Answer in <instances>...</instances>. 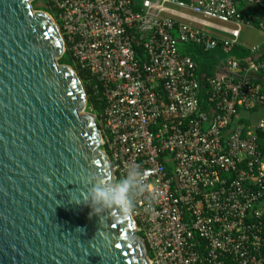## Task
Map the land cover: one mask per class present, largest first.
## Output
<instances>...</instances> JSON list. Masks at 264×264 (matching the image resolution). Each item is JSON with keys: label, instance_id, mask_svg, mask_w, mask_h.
Wrapping results in <instances>:
<instances>
[{"label": "built area", "instance_id": "obj_1", "mask_svg": "<svg viewBox=\"0 0 264 264\" xmlns=\"http://www.w3.org/2000/svg\"><path fill=\"white\" fill-rule=\"evenodd\" d=\"M43 2L64 52L100 84L105 107L95 119L114 183L127 179L135 193L136 167L144 173L131 217L148 263L264 264V119L248 126L238 117L264 102L248 79L264 72V51L248 48L243 65L230 55L254 18L234 0ZM184 46L230 55L225 75L206 78L208 112Z\"/></svg>", "mask_w": 264, "mask_h": 264}, {"label": "water", "instance_id": "obj_2", "mask_svg": "<svg viewBox=\"0 0 264 264\" xmlns=\"http://www.w3.org/2000/svg\"><path fill=\"white\" fill-rule=\"evenodd\" d=\"M32 1L0 0V264H149L131 215L91 205L112 166L78 75L58 63L61 33Z\"/></svg>", "mask_w": 264, "mask_h": 264}, {"label": "trees", "instance_id": "obj_3", "mask_svg": "<svg viewBox=\"0 0 264 264\" xmlns=\"http://www.w3.org/2000/svg\"><path fill=\"white\" fill-rule=\"evenodd\" d=\"M38 3H44L43 0H34L31 3L32 9L36 11H43L48 14H50V8L42 5V7L36 6ZM134 6V3L132 4ZM135 10H138L137 6H134ZM253 20V16H252ZM251 26L259 27V23L255 21H250ZM181 53L189 55L192 59L196 74L199 78V83L201 86V92L198 96L199 101V108L200 111L208 112L209 109V102H208V91H207V84H206V78L212 77V78H218L226 74V61L227 58L231 55L232 57H235L238 59L240 65L244 64V61L246 60L248 56V52L246 49H244L241 46H236L232 53L230 55H225L222 53V51L219 48H216L211 51H203L202 49L195 47V46H184L181 47ZM137 57L138 60L141 61L143 58L141 50H137ZM61 65H67L74 69L76 74L78 75L82 86L84 88V92L86 94L87 98V104H86V111L94 114L97 118L103 113L105 102L104 99L101 96V87L97 79L90 74L85 69H82L77 64H74L71 60L69 53L67 51L64 52L63 56L58 61ZM240 76V75H239ZM259 77L264 78V72H261L255 78L251 80V82L255 85L260 86L261 81L258 79ZM259 150L262 153L263 159H264V133L259 134ZM166 171L167 173H171V166L166 165ZM116 183H118L116 181ZM115 183V184H116Z\"/></svg>", "mask_w": 264, "mask_h": 264}, {"label": "clouds", "instance_id": "obj_4", "mask_svg": "<svg viewBox=\"0 0 264 264\" xmlns=\"http://www.w3.org/2000/svg\"><path fill=\"white\" fill-rule=\"evenodd\" d=\"M135 174L141 178L138 190L135 193L131 192L133 185L127 179L116 183L114 186L111 185V182L105 180L109 184L107 188L93 185L89 194L94 211L97 214L105 211L108 213L114 212L116 216L121 218L131 215L136 201L147 190L144 173L138 166L135 169Z\"/></svg>", "mask_w": 264, "mask_h": 264}, {"label": "crops", "instance_id": "obj_5", "mask_svg": "<svg viewBox=\"0 0 264 264\" xmlns=\"http://www.w3.org/2000/svg\"><path fill=\"white\" fill-rule=\"evenodd\" d=\"M234 3L238 12H240L242 15L253 16L255 21L259 23V27H255V26H249V27L256 28L264 34V7L260 9V8L245 6L239 0H234ZM249 27H244V28H249ZM241 35H242V31L240 33V38L238 41L239 46L243 47L246 50L253 46H260L261 49L264 51V37H263V41L258 45L246 46L240 41ZM253 78H255V76H250L248 79L252 80ZM259 80L261 81V85L259 87L262 93L264 94V78L261 77V79ZM238 117H239V121H241L243 124L248 126L255 124L260 119H264V102L258 104L253 110L249 112H240Z\"/></svg>", "mask_w": 264, "mask_h": 264}, {"label": "rangeland", "instance_id": "obj_6", "mask_svg": "<svg viewBox=\"0 0 264 264\" xmlns=\"http://www.w3.org/2000/svg\"><path fill=\"white\" fill-rule=\"evenodd\" d=\"M36 6L42 7V3H38ZM264 34L253 27L242 29V35L240 41L246 46L258 45L263 41Z\"/></svg>", "mask_w": 264, "mask_h": 264}]
</instances>
